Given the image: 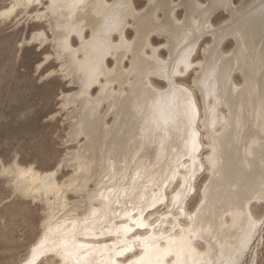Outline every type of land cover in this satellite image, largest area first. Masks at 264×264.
I'll use <instances>...</instances> for the list:
<instances>
[{
    "label": "bare ground",
    "instance_id": "obj_1",
    "mask_svg": "<svg viewBox=\"0 0 264 264\" xmlns=\"http://www.w3.org/2000/svg\"><path fill=\"white\" fill-rule=\"evenodd\" d=\"M40 5L28 17L47 23L76 88L62 105L71 107L66 142L77 146L61 160L71 174L60 183L55 172L7 168L43 204L41 234L18 264H243L248 254L257 264L264 0H9L0 22ZM190 72L189 84L179 81Z\"/></svg>",
    "mask_w": 264,
    "mask_h": 264
},
{
    "label": "rangeland",
    "instance_id": "obj_2",
    "mask_svg": "<svg viewBox=\"0 0 264 264\" xmlns=\"http://www.w3.org/2000/svg\"><path fill=\"white\" fill-rule=\"evenodd\" d=\"M8 4L9 0H0V9ZM134 4L140 8L144 0H134ZM43 8V5L32 6L27 15L17 12L0 22V264H18L26 257L41 234L44 219L43 204L23 196L9 182L7 170L16 164L40 173L55 172L60 183L71 174V169L64 167L61 160L77 146L66 142L70 124L66 117L71 107L62 105L63 95L76 88L59 71L60 62L52 50L47 23L28 17ZM180 15L178 11L177 16ZM224 18L225 14L219 12L212 21L218 24ZM38 32L47 37L41 46L31 40ZM126 32L130 37L131 31ZM207 42L204 39L201 47ZM152 43L158 45L161 41L153 38ZM230 45L231 41L227 40L223 49L228 50ZM160 54L164 55L163 51ZM199 55L198 50L196 59ZM191 75L192 72L179 81L189 84ZM234 79L240 81L238 76ZM202 174L196 181L193 198L187 201L188 209L198 200V189L205 177ZM66 196L69 201L77 198L72 192ZM254 245L257 264H264V242ZM249 259L250 254L243 264H249Z\"/></svg>",
    "mask_w": 264,
    "mask_h": 264
},
{
    "label": "snow or ice",
    "instance_id": "obj_3",
    "mask_svg": "<svg viewBox=\"0 0 264 264\" xmlns=\"http://www.w3.org/2000/svg\"><path fill=\"white\" fill-rule=\"evenodd\" d=\"M29 264H31V262H29Z\"/></svg>",
    "mask_w": 264,
    "mask_h": 264
}]
</instances>
